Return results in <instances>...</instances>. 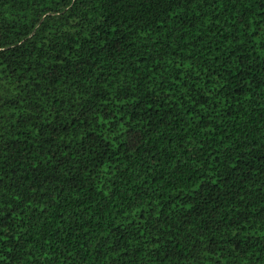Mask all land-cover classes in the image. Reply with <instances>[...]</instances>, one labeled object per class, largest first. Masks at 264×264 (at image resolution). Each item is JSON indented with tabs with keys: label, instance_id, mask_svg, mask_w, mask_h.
Wrapping results in <instances>:
<instances>
[{
	"label": "trees",
	"instance_id": "obj_1",
	"mask_svg": "<svg viewBox=\"0 0 264 264\" xmlns=\"http://www.w3.org/2000/svg\"><path fill=\"white\" fill-rule=\"evenodd\" d=\"M0 264H264V0H0Z\"/></svg>",
	"mask_w": 264,
	"mask_h": 264
}]
</instances>
